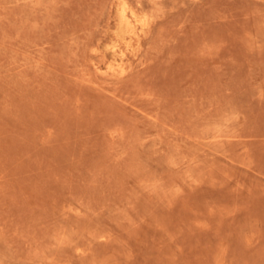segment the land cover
Here are the masks:
<instances>
[{
  "label": "rangeland",
  "instance_id": "rangeland-1",
  "mask_svg": "<svg viewBox=\"0 0 264 264\" xmlns=\"http://www.w3.org/2000/svg\"><path fill=\"white\" fill-rule=\"evenodd\" d=\"M0 264H264V0H0Z\"/></svg>",
  "mask_w": 264,
  "mask_h": 264
},
{
  "label": "bare ground",
  "instance_id": "bare-ground-1",
  "mask_svg": "<svg viewBox=\"0 0 264 264\" xmlns=\"http://www.w3.org/2000/svg\"><path fill=\"white\" fill-rule=\"evenodd\" d=\"M117 6H118V5H117ZM118 10H120V9H118ZM130 11H131V10H130ZM118 12H119V11H118ZM132 13H133V12L131 11V14H132ZM129 14H130V13H129ZM132 16H133V15H132ZM119 17H120V16H119ZM126 17H127V16H126ZM126 17H125V18H126ZM133 17H134V16H133ZM144 17H145V16H144ZM144 17H143V18H144ZM125 18H124V19H125ZM127 18H128V17H127ZM133 19H134V18H133ZM137 19H138V17H137ZM127 20H129V19H127ZM138 20H141V19L139 18ZM143 21H144V20H143ZM134 22H137V23H138V21H135V20H134ZM140 22H141V21H140ZM128 24H129V23H128ZM142 24H144V22H143ZM122 25H123V24H122ZM142 26H144V25H142ZM126 27H127V26H126ZM123 29H124V28H123ZM129 30H131V29H129ZM138 30H139V29H138ZM134 31H135V30H134ZM122 33H123V32H122ZM134 33H135V32H134ZM120 34H121V33H120ZM118 38H119V37H118ZM123 42H124V41H123ZM121 63H122V62H121ZM121 63H120V65H121ZM109 67H110V66H109ZM113 67H114V66H113ZM119 67H120V66L118 65L117 68H119ZM114 68H115V67H114ZM114 68H112V69H114ZM121 68H124V67H121ZM115 72H118V71L115 70Z\"/></svg>",
  "mask_w": 264,
  "mask_h": 264
}]
</instances>
